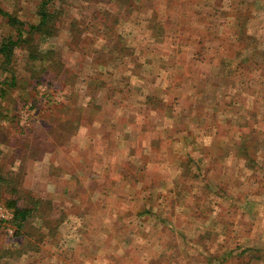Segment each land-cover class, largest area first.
Wrapping results in <instances>:
<instances>
[{
    "label": "rangeland",
    "instance_id": "obj_1",
    "mask_svg": "<svg viewBox=\"0 0 264 264\" xmlns=\"http://www.w3.org/2000/svg\"><path fill=\"white\" fill-rule=\"evenodd\" d=\"M42 2L0 0V264H264V0Z\"/></svg>",
    "mask_w": 264,
    "mask_h": 264
},
{
    "label": "trees",
    "instance_id": "obj_2",
    "mask_svg": "<svg viewBox=\"0 0 264 264\" xmlns=\"http://www.w3.org/2000/svg\"><path fill=\"white\" fill-rule=\"evenodd\" d=\"M53 0H43V2L41 3V11H43L42 13V19L41 21L38 23V25H31L30 29L32 30H43L44 27H46L48 25L47 23V6L52 2ZM40 11V12H41ZM0 13L4 16L8 17L9 23L10 24H16L15 22V18L8 12H6L5 10H3L2 8H0ZM19 23V22H18ZM17 30H18V36L21 39L25 30L23 28H21L19 25H17ZM18 40H15L12 38V36L6 37V39L2 42V45L0 46V54L3 56V59H5V62L7 64L11 63L12 57H13V48L14 46L17 44ZM15 205V204H14ZM15 221L18 220L19 218L21 220H25L28 215H29V209L26 208H21V207H15Z\"/></svg>",
    "mask_w": 264,
    "mask_h": 264
}]
</instances>
